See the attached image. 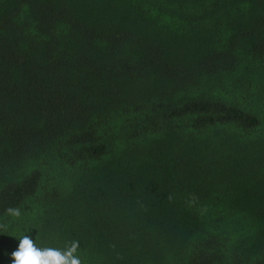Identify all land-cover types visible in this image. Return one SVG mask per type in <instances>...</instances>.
Listing matches in <instances>:
<instances>
[{
    "label": "trees",
    "instance_id": "trees-1",
    "mask_svg": "<svg viewBox=\"0 0 264 264\" xmlns=\"http://www.w3.org/2000/svg\"><path fill=\"white\" fill-rule=\"evenodd\" d=\"M0 223V264H264V0H0Z\"/></svg>",
    "mask_w": 264,
    "mask_h": 264
},
{
    "label": "clouds",
    "instance_id": "clouds-1",
    "mask_svg": "<svg viewBox=\"0 0 264 264\" xmlns=\"http://www.w3.org/2000/svg\"><path fill=\"white\" fill-rule=\"evenodd\" d=\"M5 214L11 218H19L21 210L18 207L5 209ZM8 224L0 223V231L7 232ZM19 239L18 248L11 253L12 264H82L77 254L80 248L78 240H72L65 248L40 247L29 235L24 234Z\"/></svg>",
    "mask_w": 264,
    "mask_h": 264
}]
</instances>
